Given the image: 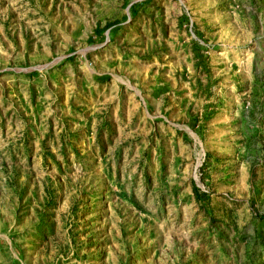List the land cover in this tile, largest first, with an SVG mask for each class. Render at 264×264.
<instances>
[{"label": "rangeland", "instance_id": "1", "mask_svg": "<svg viewBox=\"0 0 264 264\" xmlns=\"http://www.w3.org/2000/svg\"><path fill=\"white\" fill-rule=\"evenodd\" d=\"M0 264H264V0H0Z\"/></svg>", "mask_w": 264, "mask_h": 264}, {"label": "trees", "instance_id": "2", "mask_svg": "<svg viewBox=\"0 0 264 264\" xmlns=\"http://www.w3.org/2000/svg\"><path fill=\"white\" fill-rule=\"evenodd\" d=\"M113 26H115L114 22H108V23H105L104 26L102 28L104 29H108V28H112ZM195 190V189H194Z\"/></svg>", "mask_w": 264, "mask_h": 264}]
</instances>
